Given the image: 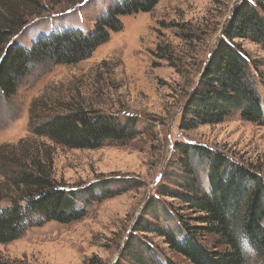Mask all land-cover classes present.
<instances>
[{"label": "rangeland", "instance_id": "obj_1", "mask_svg": "<svg viewBox=\"0 0 264 264\" xmlns=\"http://www.w3.org/2000/svg\"><path fill=\"white\" fill-rule=\"evenodd\" d=\"M39 1L41 12L26 19L14 43L31 48L54 32L89 34L119 0ZM245 1L161 0L150 13L122 18L123 29L111 33L88 60L35 65L14 96L0 95V145L43 144L52 154V174L60 187L82 191L110 182L106 188L113 191L111 198L100 199L103 189H97L81 220L43 223L36 217L38 225L21 238L0 244V257L20 264H191L159 235V229L177 232L196 216L167 193H180L189 182L178 168L181 149L198 146L220 153L264 178V125L245 122L236 111L220 124L182 126L186 103L227 22ZM238 42L251 61L250 75L264 104V50L249 40ZM75 107L133 120L139 136L96 150H70L30 132L31 117L44 121ZM206 168L198 166L189 183L209 189ZM198 238L209 249L216 240ZM128 248L138 256L130 257ZM245 251L248 264H262L247 245Z\"/></svg>", "mask_w": 264, "mask_h": 264}, {"label": "trees", "instance_id": "obj_2", "mask_svg": "<svg viewBox=\"0 0 264 264\" xmlns=\"http://www.w3.org/2000/svg\"><path fill=\"white\" fill-rule=\"evenodd\" d=\"M66 1L74 4V0ZM160 1H115L89 34L81 30L54 32L39 37L29 48L14 43L13 38L28 25L26 19L41 12L40 1L0 0V95L14 96L35 65H77L88 60L109 41L111 33L123 29L122 18L150 13ZM263 10L264 0H249L236 7L184 107V128L220 124L236 111L243 121L264 125V104L250 75L252 64L238 42L249 40L264 50ZM37 118L31 117L29 125L34 137L70 150H96L106 142L122 143L139 136L135 121L122 122L113 114L84 107L54 114L44 121ZM180 153L178 168L183 178L190 182L196 168L206 164L209 189L186 182L180 193L167 191L196 216L190 218L191 224L183 221L177 232L159 229V235L191 264H248L245 245L264 264V178L251 168L198 146L182 148ZM52 171V154L43 144L22 140L0 145V244L21 238L38 225L39 221L34 223L36 217L43 223L60 224L83 219L85 206L97 189H103L100 199L113 196V191L106 188L110 182L82 191L66 190L53 178ZM207 235L216 238L212 249L198 238ZM128 252L130 257L138 256L132 248ZM0 264L20 262L0 257Z\"/></svg>", "mask_w": 264, "mask_h": 264}]
</instances>
